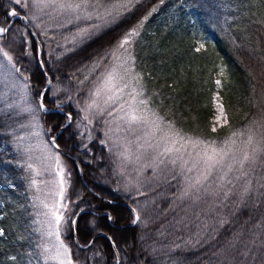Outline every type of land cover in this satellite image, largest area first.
<instances>
[{
  "label": "trees",
  "instance_id": "obj_1",
  "mask_svg": "<svg viewBox=\"0 0 264 264\" xmlns=\"http://www.w3.org/2000/svg\"><path fill=\"white\" fill-rule=\"evenodd\" d=\"M12 11L24 16L41 46L37 59L36 43L18 19L0 36L37 120L49 135L58 133L54 143L66 154L61 155L70 178L62 206L69 218L61 240L72 264H264V153L245 163L247 175L239 181L235 169L223 182L214 172L204 188L185 194L187 179L202 165L180 174L179 162L165 167L150 156L147 167L122 171L110 143L101 139L100 118L91 123V139L76 132L81 110L114 64L107 53L139 24L127 51L121 50L141 77L148 98L144 109L217 148L232 137L236 143L229 147L237 159L245 151L251 155L254 146L264 147V0H139L83 43L73 42V35L84 21L65 23L53 12L37 14L33 21L32 6L0 0L4 28ZM201 34L203 47L195 49ZM216 78L228 119L213 132L210 96ZM56 87L60 95L52 98ZM22 123V114L0 113V264H33L19 208V169L5 162L3 149ZM249 128L252 144L247 143ZM78 167L90 190L79 180ZM245 187L249 191L242 197ZM224 191L230 193L226 199ZM81 209L103 214H78L72 233L70 222Z\"/></svg>",
  "mask_w": 264,
  "mask_h": 264
},
{
  "label": "rangeland",
  "instance_id": "obj_2",
  "mask_svg": "<svg viewBox=\"0 0 264 264\" xmlns=\"http://www.w3.org/2000/svg\"><path fill=\"white\" fill-rule=\"evenodd\" d=\"M26 4L32 6L34 10V16L31 15L32 20L37 14L53 12L52 9L41 11L39 8L34 7L32 0H22V3H20L21 6L27 7ZM35 19L37 18L35 17ZM36 23L38 27L41 26L38 21ZM0 27L3 26L0 25ZM20 35H24L22 30ZM204 40V34L199 35L195 40V49L202 48L201 45H203ZM0 48L7 52L1 44V39ZM123 51L121 50L118 54L125 57ZM13 68L12 61L9 62L6 57L0 55V113L23 115L21 127L14 132L9 143L3 144V149L6 156L5 162L19 169L16 178L22 181V187L17 192L21 199L19 208L24 215L23 230L28 242L26 253L33 264H61V260H65V264H67V260H70L68 251L66 254L67 259H65L63 249L60 250L62 254L58 258L56 250L59 248L60 241H62L61 236L64 232L66 220L69 218V212L63 209L62 199L69 184L70 173L61 153L50 144L49 138L52 136L42 128L37 120L35 106L29 100L27 88L23 81L15 75ZM125 80H128V77H125ZM216 80L218 79L214 80V89L210 96L211 130L213 126L217 129L225 124L222 118L219 123L217 122L219 116L217 106L221 105V98L217 93L219 86H217ZM117 83L123 85L124 81H117ZM137 90H142L141 85L129 81L128 87L120 93L125 110L128 109V102L133 103L141 112L146 107L148 98L144 95L143 90V94L137 96L135 100H132L129 96V92ZM58 95H60V89L58 87L52 88L50 96L55 98ZM93 99H96V97L92 96L90 102H87L81 110L80 120L76 124L78 137L86 140L91 139V123L94 118H100V123L105 132L101 139L106 138L110 143V148L118 159L119 170L143 169L148 166L149 160L147 159L150 156L154 160L157 159L156 151L149 148L144 139L140 138L142 133L136 129V126H132V131H129V126L120 119L124 112L119 111V103L109 108L104 104V98L101 97L97 101L99 108L89 109L87 105ZM140 100H145L146 104H139L138 101ZM109 112L112 115H109ZM141 112L138 114H141ZM148 139L151 140L152 144L156 143L155 139L150 137ZM190 151L192 150L190 149ZM185 158L188 159L187 156ZM188 166H191V163ZM201 167H197L195 176ZM53 209L56 210L57 215L62 217L59 224L55 222L52 215ZM54 230L59 231V240L52 234Z\"/></svg>",
  "mask_w": 264,
  "mask_h": 264
},
{
  "label": "snow or ice",
  "instance_id": "obj_3",
  "mask_svg": "<svg viewBox=\"0 0 264 264\" xmlns=\"http://www.w3.org/2000/svg\"><path fill=\"white\" fill-rule=\"evenodd\" d=\"M134 2L139 3V0H32L34 7L39 8L41 11L44 9H52L55 14L54 18L62 16L65 18V23L84 21V25L78 26L77 31L73 35V42L79 43L90 39L92 35L99 31L102 25L113 23ZM16 3H22V0H16ZM8 15L15 17L18 13L12 11ZM141 26L138 24L126 32L120 41L107 53V56H110L116 63L112 65L110 70H107L100 76L95 90L92 93V96L96 97V99H93L87 107L89 109L94 107L99 108L97 101L101 97L104 98L103 102L109 108L119 103V111L124 112V115L120 119L129 126V131H132V126H136V129L142 133L140 138L144 139L145 144L149 148L156 151L159 162L165 167L168 164L176 166L179 162L180 174H183L184 172H192L198 165H202L196 176L187 179L185 194L190 189L199 190L200 188H204L205 182L209 181V178L213 176L214 172L216 173L215 180L223 182L229 173H232L235 169L240 175L234 178L239 181L242 176L247 175V172L244 171L245 163L254 161L257 152L264 153V147L254 146L251 155L245 151L242 157L237 159L233 148L229 147V144L234 145L236 143L232 137L225 140L223 147L217 148L214 142L183 135L171 121H165L155 112H151L148 109H144L143 114H138L141 110L133 103L128 102V109L125 110L124 102H121L120 93L124 88L128 87L129 81H134L135 84H139L141 77L131 67V57H123L122 54L118 53H120L121 49L127 51L126 45L130 44L131 37L138 35V29ZM6 31V28L0 27V34ZM0 55H3L11 62L12 57L7 52H4L2 48H0ZM101 62L102 60L97 61L93 65V68ZM219 74L223 75V68L220 69ZM125 77H128V80H125ZM117 81H124V83L121 85ZM220 83V80H216L217 86ZM128 94L132 100H135L137 96H141L143 93L142 90H137L129 92ZM138 103L146 104V101L140 100ZM217 110L219 113L217 122L219 123L221 118L224 122H227L228 118L223 111V106L218 105ZM109 115H112V113L109 112ZM212 131H216L215 126H213ZM248 131L250 134L247 137V143L252 144V129L249 128ZM232 135L235 136L237 134L233 133ZM149 137L155 139L156 143L152 144L151 140L148 139ZM261 143H264V136L261 137ZM193 153L195 154L193 155ZM186 156L188 159L185 158ZM190 161L191 166H188ZM227 183L232 184V179H228ZM222 188L223 184L221 183L218 185V190H222ZM248 191L249 189L245 187L241 196L247 195ZM229 194L228 191H224V198H228ZM52 215L55 222L59 224L62 217L56 214L55 209H53ZM52 234L59 240L58 230H54ZM61 249H63V254L65 255V259H67L66 254L68 250L63 241H60L59 248L56 250L57 258L62 254ZM61 264H65V260H61ZM67 264H72L71 260H67Z\"/></svg>",
  "mask_w": 264,
  "mask_h": 264
},
{
  "label": "water",
  "instance_id": "obj_4",
  "mask_svg": "<svg viewBox=\"0 0 264 264\" xmlns=\"http://www.w3.org/2000/svg\"><path fill=\"white\" fill-rule=\"evenodd\" d=\"M15 19L20 20V22L24 25V27H25V28L31 33V35H32V37H33V39H34V41H35V43H36V46H37V59H39V55H40V51H41V46H40V44H39V42H38L36 36L33 35V33H32V31H31L30 27L27 25L24 16H22V15H20V14H18V15L15 16V17L11 16V18H10V20H9V22H8V24H7V26H6L5 28L8 29V28L10 27V25L12 24V22H13ZM3 34H4V33H3ZM3 34H0V36L3 35ZM48 86H49V82H48V84H47V86H46L45 88H48ZM39 110H40V111H43L41 107H39ZM67 124H68V122H67L66 124H64V125L60 128V130H61L63 127H65ZM60 130H59V131H60ZM57 134H58V133H56L55 135H53L52 137H50V138H49V142H50V144L53 145V147H54L56 150H58V152H60V153L63 154V155H66L64 152H62L61 150H59L58 147H57V146L55 145V143H54V139H55V137H56ZM71 159H72V158H71ZM78 170H79V167H78ZM78 178H79V180L81 181L82 185H83L87 190H90V188H89V187H88V186L82 181V179H81V175H80V170H79V172H78ZM91 192H92V191H91ZM103 199H104V198H103ZM104 200H105V199H104ZM125 206L128 207V208L130 207L128 204H125ZM90 212H91V213H94V212H92V211L89 210V209H81V210H78V211L73 215V218H72V220H71V222H70V230L72 231V233H73V220H74V218H75L78 214H80V213H90ZM94 214L100 215V214H103V213H94ZM106 218H107V220L109 219V214H106ZM135 220H136V218H135ZM135 220H134V222H135ZM96 235H98V234L96 233V234H94V235L92 236V238L90 239L89 243H88L85 247L89 246V245L92 243V241H93V239H94V237H95Z\"/></svg>",
  "mask_w": 264,
  "mask_h": 264
}]
</instances>
